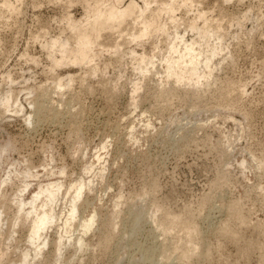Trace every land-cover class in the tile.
Here are the masks:
<instances>
[{"label": "rangeland", "instance_id": "374dc122", "mask_svg": "<svg viewBox=\"0 0 264 264\" xmlns=\"http://www.w3.org/2000/svg\"><path fill=\"white\" fill-rule=\"evenodd\" d=\"M185 1L148 0L149 10L165 9L145 41L54 66L46 45L71 33L63 16L80 18L81 4L0 0V96L9 95L0 102V264H264V0ZM139 26L129 18L99 40L124 43ZM178 36L193 45L198 69L209 66L198 83L163 72ZM80 177L90 183L69 225ZM49 183L53 201L41 196L33 212H17ZM94 209L79 248L78 219ZM42 210L49 222L32 237ZM193 223L207 252L187 261L182 250L200 242L185 236ZM162 247L170 258L156 253Z\"/></svg>", "mask_w": 264, "mask_h": 264}, {"label": "bare ground", "instance_id": "6f19581e", "mask_svg": "<svg viewBox=\"0 0 264 264\" xmlns=\"http://www.w3.org/2000/svg\"><path fill=\"white\" fill-rule=\"evenodd\" d=\"M74 1L80 3L81 6L83 7V9H84L83 15L78 19H75V18L71 17L70 15H64L63 19L66 21V30H70L71 33H69L67 37H65L63 40H61L63 42H59V38H53L50 40L53 42L47 43V45H46V48L48 49V53L51 57L50 59L52 60L54 66L59 65V64L60 65L67 64V63L81 64L85 61L92 60L95 56H98L97 54H101L99 52H101L105 46H107L106 50H108L109 49L108 46H110L112 48H117V47H119L120 44H123V45L125 44V46H126L131 41H136L138 39H143L144 41L147 40L150 29H158L159 17L165 9L164 7L157 6L156 8L149 10L148 9L149 8L148 0H143V6L142 7H139L132 0H130L127 4H124L125 0H74ZM183 1H185V0H183ZM188 1L191 3L193 0H186L184 4L187 5L186 2H188ZM69 3H72V2L69 1ZM4 6L6 7L7 10L11 11L9 4L4 2ZM148 10H149V12H148ZM129 18L133 19V24H136V23L140 24V26L137 27L136 29L132 28L135 30V32H133L132 30L128 31L130 33V39L129 40H126V42H124V43L113 42L110 45L99 40L100 39L99 37L102 36L103 31L113 30L115 28H119ZM194 26H195V23H192V27H194ZM177 38L179 40V43L178 44H172L170 46V52H171L170 56H165L160 61L162 67L164 68L163 72L166 73L167 76L175 75L176 81H182L183 78L186 77L188 82L198 83L201 81V79H203L207 75H209V70H208L209 66H207L203 70L198 69L196 66V64L198 63L197 54H195V50L193 48V45L192 44H186L184 42V40L182 39V36H178ZM68 41H73V44H71L69 47L67 46V45H69ZM57 45L61 48V50H60L61 56L58 59H56L55 55H54ZM140 59L142 61L143 57H140ZM177 63H178V65L189 64V65H191V67L189 68V71L187 73H184L181 68L178 70L176 69L175 65ZM91 70H93V69H91ZM93 71L95 72L96 69ZM159 73L156 72V74H159ZM61 81H60V79L57 81V83H56L57 88L62 86ZM131 88H132V94L133 95L137 94L139 92V89H140L139 82L138 81L134 82L133 87H131ZM8 101H9V95L8 94H2L0 96V102L2 104H7ZM34 107L36 109H34L32 111V114L37 115V118L39 119V117L42 113L41 111L43 108H42L41 104H39L38 102H34ZM25 120L27 122H30L31 119L29 117H27ZM147 123L148 122H146V124ZM130 129H132V128H130ZM98 153H96V154H98ZM240 163L243 166L244 163L243 162H240ZM89 167H87L85 170H88ZM6 177H8V176H6ZM3 181L4 180H2V182ZM86 182H85L84 178L80 177L78 180L75 181V183L73 185L71 184L72 185L71 189L73 191L72 205L70 206V210H69V217L70 218H68L66 220V223L69 225L71 224V220L75 219L77 217L76 214H77V211H79V210H78V207L76 205V203H77L76 201L80 198L84 189L90 183V181H88L87 183ZM28 185H29V183L26 184L24 186V188H26ZM55 195H56V190L53 186V183L42 184L41 186H39L37 188V190H35L33 192L32 196L29 198V200L27 202H24L23 200L19 201L17 212L20 213L21 211H23L26 214H30L31 212H33V210L35 208V202L37 199H39L41 196H44L48 199V201H53L55 198ZM45 205H46V203H44V206ZM220 206H222V205H220ZM77 215H79V214H77ZM98 216H99V214L95 209L92 212H90L89 215H82L81 217L78 216V217H80L78 219V221H79L78 225L80 226V233L76 237V242L79 245V248H81L82 246L85 245L84 235L92 229L94 223L98 220ZM49 218H50V216L48 214V211H46V210H42L41 214H39V215H37V214L34 215V218L28 227V231L30 232L32 237L38 236L42 227H44L46 225V223L49 222L48 221ZM169 220L171 221V222L169 221L171 224H176L178 222V221H176V218H173V216L170 217ZM222 225H223V223H222ZM169 229L170 228H167V230L165 229L167 231V233H168ZM225 229H226L225 227H221V229L219 228L218 231L221 230V234L223 232L227 233V231ZM198 231H199V229L197 228V225L195 223L186 226L187 235L185 234V236L189 237V241L191 242V243L189 242L190 244H192V242L195 239H197ZM201 234L203 235L204 233L201 232ZM202 235H200V236H202ZM203 237H206V235ZM170 241H172V240H170ZM195 241H200V242L196 243ZM195 241H194V243H196V244H194V245L192 244V246H193L192 249L184 248L182 250L181 255H179L180 259H183V260L188 259L187 261H189L190 257L192 256V254L194 252H196V253H194L195 255L197 254L201 258L206 257V252H207L205 250L207 247L205 245L206 243L201 242L202 240H195ZM208 244H209V242L207 243V245ZM160 245H162V244H160ZM166 246H168V245H166ZM174 247H176V249H177V246H174ZM174 247H173V250L175 249ZM190 247H188V248H190ZM162 248H160L162 250H160L159 252H156L155 249H150L146 253V257H145L146 260H148L147 259L148 257L153 256L155 254V252L158 253V255H160L162 257L166 256V254H167L166 257L170 258V256H168V253H169L168 251L171 250V247H169V249H168V247H162ZM57 250H58V248L56 247V251ZM175 250H174V253H175ZM56 251L53 250L51 255H53ZM41 252L38 251L37 252L38 255ZM171 252H172V250H171ZM197 255H196V257H198ZM3 256H4V252L2 250H0V263L3 259ZM50 258H51V256H50ZM158 259H160V258H158ZM59 262L61 263V260L58 259L57 263H59ZM36 263H37V261H36ZM36 263L34 261L32 264H36ZM64 264H73V257L67 258V260L64 261Z\"/></svg>", "mask_w": 264, "mask_h": 264}]
</instances>
